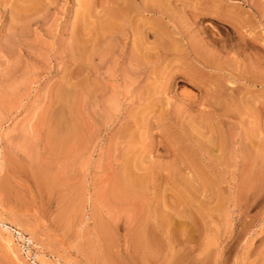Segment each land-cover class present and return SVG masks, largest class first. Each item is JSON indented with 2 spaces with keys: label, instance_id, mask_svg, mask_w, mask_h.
<instances>
[{
  "label": "rangeland",
  "instance_id": "rangeland-1",
  "mask_svg": "<svg viewBox=\"0 0 264 264\" xmlns=\"http://www.w3.org/2000/svg\"><path fill=\"white\" fill-rule=\"evenodd\" d=\"M0 264H264V0H0Z\"/></svg>",
  "mask_w": 264,
  "mask_h": 264
},
{
  "label": "bare ground",
  "instance_id": "bare-ground-1",
  "mask_svg": "<svg viewBox=\"0 0 264 264\" xmlns=\"http://www.w3.org/2000/svg\"><path fill=\"white\" fill-rule=\"evenodd\" d=\"M158 236V235H157ZM152 241V240H151ZM158 249V248H157Z\"/></svg>",
  "mask_w": 264,
  "mask_h": 264
}]
</instances>
